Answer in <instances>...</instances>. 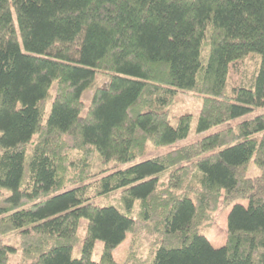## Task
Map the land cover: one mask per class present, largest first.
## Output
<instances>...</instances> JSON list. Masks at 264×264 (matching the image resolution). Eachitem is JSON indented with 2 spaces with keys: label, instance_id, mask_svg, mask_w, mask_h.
<instances>
[{
  "label": "trees",
  "instance_id": "trees-1",
  "mask_svg": "<svg viewBox=\"0 0 264 264\" xmlns=\"http://www.w3.org/2000/svg\"><path fill=\"white\" fill-rule=\"evenodd\" d=\"M188 93L197 131L264 105V0H0V264L15 230L14 264H264V113L120 168L187 136Z\"/></svg>",
  "mask_w": 264,
  "mask_h": 264
},
{
  "label": "rangeland",
  "instance_id": "rangeland-1",
  "mask_svg": "<svg viewBox=\"0 0 264 264\" xmlns=\"http://www.w3.org/2000/svg\"><path fill=\"white\" fill-rule=\"evenodd\" d=\"M107 81L106 76H102V75H97V81L94 85V83L91 85V87L85 89L82 93H81V99L85 102V103H89L90 99L92 97V91L95 87L100 86V85H104ZM200 99L194 97L192 94L188 93V94H178L175 99L172 100V102L170 103V105L168 106V112L170 113V123L172 125L176 124V117L184 112H189L193 115V119L191 121V125L189 128V132L187 134V136L180 141L171 143L169 145H164V146H159L156 148H152L149 147L148 151L145 153V155L136 158L135 160L122 164L120 166V168H125L129 165L132 164H136L139 162H142L148 158H152L155 156H158L160 154H163L169 150L175 149L176 147L182 145V144H186L195 140H198L206 135H209L211 133H214L228 125H232L235 124L237 122H240L242 120L245 119H250L253 118L256 115H259L261 113H264V105L259 106V107H255L253 110H251L250 112L236 117L226 123L220 124V125H215L207 130L204 131H197L196 127H195V122H196V118H197V111L198 108L200 106ZM34 139V138H33ZM30 150V147L28 148ZM260 175V168L257 167L254 162L252 161L247 169V176L248 177H254V176H258ZM117 194L113 193L111 196H109V200L110 201H114L113 197H116ZM16 200L13 199L11 197V192L9 190H4V193L2 196H0V216L3 214V212L1 210L3 209H7L10 206H13L15 204ZM36 202L35 200H27L26 204L24 207H31L33 206ZM238 203H241L243 205H247L248 201L247 200H241L238 201ZM234 204L228 206V207H224L221 204L219 205L218 209L216 210V212L214 213V221L212 223V225L210 227H207L204 229V231L202 232L204 235L207 236L210 244L215 247L218 248L222 245L225 244L226 242V236H227V215L230 211V209L232 208ZM20 208V207H19ZM17 209V208H15ZM80 236L83 235L84 230L80 229L79 230ZM130 234H127L125 239L116 247V249L113 251V258L116 262L118 263H122L123 260L125 259V255H126V251H127V247H128V243L130 241ZM5 243L11 245L12 247L17 248V253L16 254H11V259L9 261L8 264H14V262H16V255L19 253V232L18 231H13L10 232L8 234H6L5 236H3L1 238ZM102 246L101 242H97L96 243V248L93 251L92 254V258L93 259H97L98 258V252H99V248Z\"/></svg>",
  "mask_w": 264,
  "mask_h": 264
}]
</instances>
